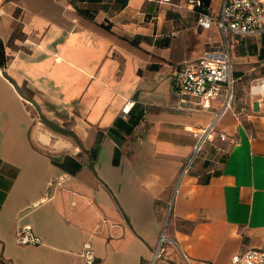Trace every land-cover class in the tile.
<instances>
[{"label": "crops", "instance_id": "obj_1", "mask_svg": "<svg viewBox=\"0 0 264 264\" xmlns=\"http://www.w3.org/2000/svg\"><path fill=\"white\" fill-rule=\"evenodd\" d=\"M185 1L0 0V264H85L86 241L95 264H150L163 228L154 264L264 249V105L249 92L264 74L238 85L234 52L249 38L262 56L264 34L231 48L215 129L234 142L214 135L181 175L213 113L179 102L171 71L221 41ZM24 224L40 244L16 243Z\"/></svg>", "mask_w": 264, "mask_h": 264}, {"label": "built area", "instance_id": "obj_2", "mask_svg": "<svg viewBox=\"0 0 264 264\" xmlns=\"http://www.w3.org/2000/svg\"><path fill=\"white\" fill-rule=\"evenodd\" d=\"M146 1L157 4L171 2V0ZM185 5L196 13L197 26L200 29L216 27L221 41L204 49L197 58L181 62L171 71L172 86L178 94V101L188 103L189 99L193 98L196 108L213 113L211 121L196 131V142L182 167L181 175L189 171L194 159L206 143L212 141L214 135L220 140L234 142L233 137L215 129L216 122L222 113L232 106L235 97L231 48L238 37L264 34V0H220L216 13L211 7L210 0H186ZM249 92L257 97L259 105H264V76L250 85ZM133 104L134 100L128 99L121 108V113L127 114ZM57 183L60 185L61 181L58 180ZM14 239L21 245H36L42 242L31 224L21 225L15 231ZM167 242L169 239L163 228L150 264H154L163 256ZM80 255L85 264H95V251L89 241L83 244ZM230 263L264 264V249L249 248L244 252L235 253L231 256Z\"/></svg>", "mask_w": 264, "mask_h": 264}, {"label": "rangeland", "instance_id": "obj_3", "mask_svg": "<svg viewBox=\"0 0 264 264\" xmlns=\"http://www.w3.org/2000/svg\"><path fill=\"white\" fill-rule=\"evenodd\" d=\"M217 1L218 0H211V7L215 13L218 10ZM253 43L254 41H250L248 38L245 52H241L240 49L237 50L236 48L234 50V52L236 51L237 55H241L242 53L247 55L246 59L243 58V62L237 64V67H243L241 70H239L240 72L242 71V78L239 80L238 85H250L253 79L264 74V53L262 56H255V52H253L251 48Z\"/></svg>", "mask_w": 264, "mask_h": 264}, {"label": "trees", "instance_id": "obj_4", "mask_svg": "<svg viewBox=\"0 0 264 264\" xmlns=\"http://www.w3.org/2000/svg\"><path fill=\"white\" fill-rule=\"evenodd\" d=\"M6 61H7V56L5 55L4 44L0 38V67L5 65Z\"/></svg>", "mask_w": 264, "mask_h": 264}]
</instances>
